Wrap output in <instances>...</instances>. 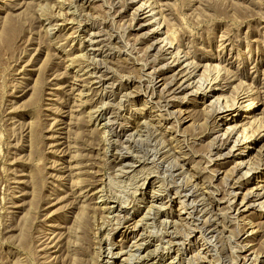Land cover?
Listing matches in <instances>:
<instances>
[{
  "label": "rangeland",
  "instance_id": "1",
  "mask_svg": "<svg viewBox=\"0 0 264 264\" xmlns=\"http://www.w3.org/2000/svg\"><path fill=\"white\" fill-rule=\"evenodd\" d=\"M259 188L264 0H0V264H264Z\"/></svg>",
  "mask_w": 264,
  "mask_h": 264
},
{
  "label": "bare ground",
  "instance_id": "2",
  "mask_svg": "<svg viewBox=\"0 0 264 264\" xmlns=\"http://www.w3.org/2000/svg\"><path fill=\"white\" fill-rule=\"evenodd\" d=\"M141 11V10H140ZM143 12V11H142ZM151 11H148V12H146L147 14L148 13H150ZM143 14H145V13H143ZM152 15V14H151ZM151 15H149L148 14V16H146V17H149V16H151ZM151 18V17H150ZM141 27H143V25L141 26ZM159 29V28H158ZM160 34V32L159 31H157V30H155L154 32H153V35H159ZM161 35V34H160ZM164 42V41H163ZM159 42H157L156 44H158ZM165 43V42H164ZM168 44L166 43L165 44V46H167ZM155 48V47H154ZM153 49V48H152ZM171 49V47H169V48H164V49H162L164 52H165V54H172L171 52L169 53V50ZM173 57V56H172ZM187 60V58L185 57V56H182V57H180V56H176L175 57V59L173 58V61H171L170 63H168L169 64V66H168V69H171V71H173L174 70V68L176 67V66H181L185 61ZM167 64V65H168ZM191 65L192 64H189V63H186V65L179 71V72H177L175 75H179V77L180 76H182L181 78V84H180V86H179V91L181 92V93H183V92H185V91H192L193 90V93H201L202 94V96H203V99H209L210 98V95H214V94H216V92H218V91H221L222 89L221 88H219V87H216L215 85L216 84H214V83H216V82H214L213 81V83H212V85L210 86V87H206L205 89H203V88H201V86L200 87H196L195 85H194V82L193 83H189V81H191V79L192 78H194V76H195V74H196V72H197V68H191ZM193 67V66H192ZM173 77H175L174 75H173ZM178 77V76H177ZM173 79H177V78H173ZM216 79V78H215ZM177 81V80H176ZM216 81V80H215ZM175 82V81H174ZM172 84H173V82H172ZM172 84H171V86H172ZM175 85V84H174ZM179 85V84H178ZM177 85V86H178ZM178 88V87H177ZM177 90V89H176ZM173 91H175V89L173 90ZM178 92V91H177ZM172 93V92H171ZM171 93H169L170 95H171ZM175 94V93H174ZM178 94V93H177ZM189 95V94H188ZM197 95V94H196ZM173 97V96H172ZM175 98H177V97H175ZM179 98V97H178ZM205 99V100H206ZM172 101V100H171ZM241 106V105H240ZM224 109V108H223ZM221 110V111H218L219 112V114L221 113H225V112H228L229 111V109H224V110ZM249 110L250 109H252V107H249L248 108ZM248 110V111H249ZM229 115H225V116H223V117H221V119H223L225 122H226V124H228L229 123V121H232V120H234L235 118H236V116H234L231 120L229 119V117H228ZM234 121H236V119L234 120ZM229 130V129H228ZM250 137V136H249ZM217 139H219L220 140V137H217ZM216 141V140H215ZM250 140L249 139H247L245 142H243V143H240V142H236L235 143V146L231 149V151L229 152V153H225V154H222L221 156H223L224 158H228V157H230V156H233L232 155V152L236 149V147L237 148H241V146H247V143L249 142ZM140 142V141H139ZM214 144V143H213ZM220 145H221V143H220ZM220 148V147H219ZM218 148V149H219ZM222 148V147H221ZM218 149H216V150H218ZM246 149H247V147H246ZM246 149H244V151L246 150ZM223 148L221 149V152L223 153ZM222 157V158H223ZM240 157L241 158H243L244 157V153L241 155L240 154ZM249 157V156H248ZM134 164V163H133ZM243 166H247V162L246 163H244L243 161L242 162H239V163H237V168H239V171H241L244 167ZM249 171H250V169H249ZM252 171V170H251ZM250 171V172H251ZM253 172L254 173H256L257 171H255V170H253ZM247 177L249 176V174L248 173H246L245 174ZM244 175V176H245ZM137 176V175H136ZM147 177V176H146ZM150 179V178H149ZM231 181V180H230ZM145 183H146V181H145ZM235 185V184H234ZM144 187V186H143ZM194 189V188H193ZM260 189V188H259ZM264 188H261L260 190H263ZM154 192V191H153ZM159 194V193H158ZM263 195V194H262ZM259 197H261V194H258V193H254V192H249L248 191V193L247 194H245L244 196H243V198H241V202H238L237 204H236V209L238 210V211H240L241 209H244L243 211H246L247 209H249L250 207H254L253 205H252V203L250 204L249 202H250V200L251 199H253V198H259ZM184 198V197H183ZM187 200V199H186ZM182 202V201H181ZM184 202V201H183ZM182 202V203H183ZM249 203V204H248ZM184 204V203H183ZM186 204V203H185ZM189 205V204H188ZM191 205V204H190ZM232 205V204H231ZM234 205V204H233ZM235 206V205H234ZM184 209V208H183ZM204 209H206V208H204ZM203 209V210H204ZM182 212V211H181ZM200 212V211H199ZM204 212H205V210H204ZM209 212V211H208ZM149 213V212H148ZM189 213V212H188ZM213 213V212H212ZM181 214V213H180ZM196 214V213H195ZM196 217V216H195ZM134 224H136V222L134 223ZM136 226V225H135ZM132 227V226H131ZM139 227V226H138ZM131 232H132V230H130ZM195 232V231H194ZM206 234V233H205ZM145 244V243H144ZM128 258V257H127ZM148 259V258H147ZM150 259V258H149ZM256 259V258H255ZM257 259H259L258 257H257ZM256 259V260H257ZM253 260H254V257H253ZM252 260V261H253ZM125 261V260H124ZM145 262H149V260H147V261H145ZM258 262V261H257ZM128 263V262H127ZM127 263H125V264H127ZM172 263V262H171ZM247 263V262H246ZM253 263V262H252ZM255 263V262H254ZM253 263V264H254ZM148 264V263H147Z\"/></svg>",
  "mask_w": 264,
  "mask_h": 264
}]
</instances>
